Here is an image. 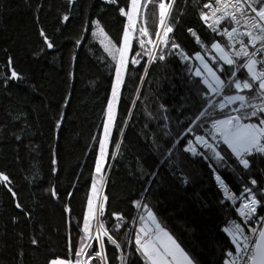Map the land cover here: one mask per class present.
I'll use <instances>...</instances> for the list:
<instances>
[{
  "label": "trees",
  "instance_id": "obj_1",
  "mask_svg": "<svg viewBox=\"0 0 264 264\" xmlns=\"http://www.w3.org/2000/svg\"><path fill=\"white\" fill-rule=\"evenodd\" d=\"M171 1L166 23L173 27L170 35L185 52L194 57L198 51L208 59L211 43L225 45L200 19L205 0H148L143 22L151 38L155 39L159 30V4ZM119 7L127 9L129 0H118V5L104 0H74L71 4L69 0H0V78L12 70L21 76L19 81H9L4 88L5 103L0 105V172L9 175L23 205V210L17 209L0 185V264L76 259L69 253V241L75 248L84 236L83 217L116 69L92 34V22L99 20L111 42L120 45L127 21ZM65 14L69 16L67 22L63 21ZM41 29L53 42L52 49L40 36ZM189 29L197 33L204 46L196 43ZM141 38L147 45L148 37H141L139 32L118 93L99 203L104 211L98 212L100 229L107 230L122 246L127 264H144L134 254L142 213L133 202L144 186L141 172L145 161L151 162L158 154L157 143L163 146L168 140L193 137L185 124L194 111H189L193 95L189 88L195 77L173 56L151 64L147 56L136 57L140 63L131 64L135 54L142 52ZM193 60L188 61L189 67L195 66ZM197 123L192 120L188 126ZM198 134L203 135L204 128ZM214 167V160L202 158L194 165L198 173L194 183L185 188L170 178L166 191L149 197L158 220L199 264H224L227 252H234L225 228L232 222L240 224L233 206L217 187ZM219 171L235 194L237 205L246 196L245 185L253 187L250 179L258 181L257 196L264 189V160L259 157L251 174L241 175L240 169ZM53 190L56 196L51 195ZM104 240L108 264H121L117 259L120 252L106 237ZM90 244L99 250L98 241L93 239ZM89 264L100 262L91 260Z\"/></svg>",
  "mask_w": 264,
  "mask_h": 264
},
{
  "label": "snow or ice",
  "instance_id": "obj_2",
  "mask_svg": "<svg viewBox=\"0 0 264 264\" xmlns=\"http://www.w3.org/2000/svg\"><path fill=\"white\" fill-rule=\"evenodd\" d=\"M73 2L74 0H69L70 4ZM104 2L118 5V0H104ZM129 4L130 7L127 9L119 7V13L126 18L127 26L123 31V46L117 49L119 59L115 69L112 98L107 105L104 139L99 142L100 156L95 167L97 174L101 173V166L105 162V148L115 121L114 108L127 70V58L132 42L131 29L136 24L141 0H129ZM144 6L146 7V4ZM170 7L171 3L167 7L164 2L159 4L160 30L156 31L155 39L151 38L146 30H141V37H148L147 45L151 47H147L145 39L141 38L139 44L142 52L135 54L131 64H139L140 60L136 57L143 56H147V62L150 64L157 61L163 62L169 56L177 57L185 64L186 70L195 77L190 80L189 88V91L193 93L190 97L189 111L192 109L194 111L188 124H185L188 133H192L193 137L185 136L183 140H168L163 146L157 143L158 154L151 162L145 161V169L141 172L144 177V186L139 197L133 202L142 213L139 217L141 226L136 231L134 239V254H138L144 264H199L185 247H182L179 238L171 234L158 220L149 197H159L166 191L170 178L173 183L187 188L189 184L194 183L195 176L198 174L195 172L194 165L201 162L202 158H208L215 161L214 177L224 198L234 201L236 197L219 169H240L241 175L251 174L255 158L264 160V0H208L203 5V9L207 11H200V19L213 33L226 38L227 44L211 43L208 49L214 52L211 64L200 52H195L194 59L198 61V66L194 67L188 66V61L193 57L185 52L170 35L174 29L165 21ZM68 20L69 16L65 14L63 21ZM92 23L95 29L101 33L104 32L99 20ZM225 24L231 27H222ZM189 32L196 38L197 44L204 46L194 30L189 29ZM92 34L96 35V31ZM40 36L44 38L48 49L54 47L53 42L42 29ZM79 43L78 40L77 44ZM110 55L113 54L110 52ZM113 59H116L115 55ZM12 63L9 57L8 66L11 67ZM20 79V74L12 70L10 75L0 78V85L7 89L9 81ZM188 99L185 98V100ZM192 120L198 121L195 127L188 126ZM209 124L210 127H208ZM200 128H204L203 135L198 134ZM257 183V179L253 178L250 180L253 187L245 185L243 189L246 196L240 206L239 214L245 221L256 217L258 208H264V194L259 197L256 195ZM0 185H3L11 195L15 207L23 210V205L17 199L18 193L8 174L0 172ZM97 191L94 181L91 185L92 195L87 201V211L83 217L84 236L81 238L80 245L74 248L69 241V253H74L76 259L73 261L56 258L51 259L49 264H89L91 260L108 264L104 237L115 246L116 251L120 252L117 259L121 261V264H127L122 246L108 234L107 230H102L95 237L91 235L89 222L94 215L93 200ZM51 195L56 196L55 190ZM104 200H107L106 196ZM95 211L103 214V204L98 205ZM117 218L122 219L118 215ZM225 231L231 236V243L235 248L234 252H227L228 259L224 260V264H264V217H260L259 228L250 229L256 237L254 241L244 234L240 224H235L233 228L225 229ZM93 239L99 242V250L93 249L92 245L87 243ZM32 243L36 244L37 241L33 240Z\"/></svg>",
  "mask_w": 264,
  "mask_h": 264
},
{
  "label": "rangeland",
  "instance_id": "obj_3",
  "mask_svg": "<svg viewBox=\"0 0 264 264\" xmlns=\"http://www.w3.org/2000/svg\"><path fill=\"white\" fill-rule=\"evenodd\" d=\"M148 0H141V8H140V11H139V14L136 18V24L133 26V28L131 29V35H132V42H131V46H132V43H133V40L135 39V37H138V33L141 32V30H146L145 29V25H144V22H143V13H144V9H145V4L147 3ZM171 3V2H170ZM166 4V3H165ZM168 3L166 4V7H167ZM129 7H130V4H129ZM169 11H170V8L168 9V15H169ZM168 15H166V18H165V21L167 22V19H168ZM127 26V25H126ZM159 30H160V21H159ZM94 31H96V35H94V37L97 39V41L101 44V46L103 47V49L110 55V52L116 56V59H113V55H110V57L112 58L115 66H117V61L119 59V53L117 52V49L121 48L123 46V42L121 41V44L120 45H114L111 40L105 35V33H101L98 29H95L94 28ZM223 45V44H222ZM226 45V44H225ZM151 47V46H150ZM107 49V50H106ZM210 49V47H209ZM131 50V48H130ZM153 51H156V50H153ZM210 51V50H209ZM209 51L207 53H209ZM130 54V52H129ZM202 55V54H201ZM214 56V52L210 51V53L208 54V61L210 63H212V58ZM128 61H129V56H128ZM194 59V57H193ZM194 63H195V66H198V61H195V59L193 60ZM128 65V64H127ZM125 76V74H124ZM124 78V77H123ZM115 84V83H114ZM5 103V96H4V87L2 85H0V105H3ZM114 112H116V107L114 108ZM107 111L105 113V118H104V124L106 123L107 121ZM255 122V121H253ZM102 139H104V130H103V135H102ZM101 139V140H102ZM107 149H108V145L106 146L105 148V162L104 164L101 166V173L100 174H97L95 172V178L93 180V182L95 181L96 182V185H97V195L96 197L94 198L93 200V207H94V215H93V218L90 220V232H91V235L93 237H95L98 233H100L102 231V229H97L98 225L99 224V221H98V211H95V209L97 208V206L99 205L100 203V198H101V194H102V188L104 186V183H105V180H106V175H105V165H106V157H107ZM99 156H100V150H99V154H98V157H97V160L99 159ZM97 162V161H96ZM96 167V166H95ZM90 196L92 195L91 193V190H90ZM235 224H238V223H234L232 222L228 227H226L225 229H231L233 228V226ZM242 227V226H241ZM243 229V227H242ZM244 230V229H243ZM226 232V231H225ZM227 233V232H226ZM245 234V233H244ZM227 235L229 236V234L227 233ZM230 240H231V236H229ZM92 241V240H91ZM91 241H88L87 243H91ZM234 246V245H233ZM235 248V246H234Z\"/></svg>",
  "mask_w": 264,
  "mask_h": 264
},
{
  "label": "built area",
  "instance_id": "obj_4",
  "mask_svg": "<svg viewBox=\"0 0 264 264\" xmlns=\"http://www.w3.org/2000/svg\"><path fill=\"white\" fill-rule=\"evenodd\" d=\"M207 2H208V0H205L204 4L207 3ZM204 4H203V5H204ZM203 10H204V11H207V9H203ZM202 22H203V21H202ZM203 24H204V22H203ZM204 26L207 27L205 24H204ZM223 26H228L229 28L231 27L230 25H227V24L222 25V27H223ZM209 31H210L211 34H213V35L219 37L220 39L223 40V42H224L225 44H227V39H226V38L221 37V36H219V35H216V34L213 33L210 29H209ZM214 179H215V177H214ZM250 180H251V179H250ZM215 182H216V181H215ZM216 184H217V183H216ZM217 187H218L219 191L221 192V194H222V196H223V198H224L223 192L221 191V189L219 188L218 185H217ZM231 191H232V190H231ZM232 193H233V191H232ZM262 194H264V189H261V191H260V193H259V196H261ZM233 195L235 196L234 193H233ZM259 196H258V197H259ZM235 197H236V196H235ZM244 199H245V197L241 198L240 201H239V203H238V205L235 204V200H234V201H233V200H228V199H226V200H227V201L233 206L234 212H235V214H236V216H237V218H238V221H239L240 225H241V226L243 227V229H244V233H245V235H247L250 239H252V240L254 241V240L256 239V237L253 235V233L250 231V229H252V228H259V226H260V217H264V208H258L256 217H254V218H253L252 220H250V221H245V219H244L242 216H240V214H239L240 206H241L242 202L244 201ZM227 259H228V257H227Z\"/></svg>",
  "mask_w": 264,
  "mask_h": 264
},
{
  "label": "bare ground",
  "instance_id": "obj_5",
  "mask_svg": "<svg viewBox=\"0 0 264 264\" xmlns=\"http://www.w3.org/2000/svg\"><path fill=\"white\" fill-rule=\"evenodd\" d=\"M99 228H100V226L98 225L97 229H99Z\"/></svg>",
  "mask_w": 264,
  "mask_h": 264
},
{
  "label": "crops",
  "instance_id": "obj_6",
  "mask_svg": "<svg viewBox=\"0 0 264 264\" xmlns=\"http://www.w3.org/2000/svg\"><path fill=\"white\" fill-rule=\"evenodd\" d=\"M241 78H244V77H241Z\"/></svg>",
  "mask_w": 264,
  "mask_h": 264
}]
</instances>
